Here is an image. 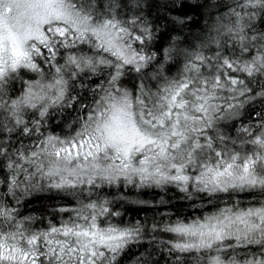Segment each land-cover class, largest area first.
Here are the masks:
<instances>
[{
    "label": "snow or ice",
    "instance_id": "1",
    "mask_svg": "<svg viewBox=\"0 0 264 264\" xmlns=\"http://www.w3.org/2000/svg\"><path fill=\"white\" fill-rule=\"evenodd\" d=\"M0 264H264V0H0Z\"/></svg>",
    "mask_w": 264,
    "mask_h": 264
}]
</instances>
